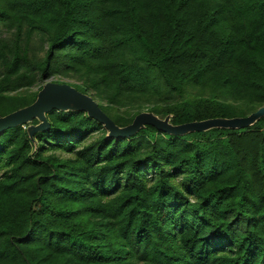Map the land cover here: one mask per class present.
Instances as JSON below:
<instances>
[{
  "label": "trees",
  "instance_id": "trees-1",
  "mask_svg": "<svg viewBox=\"0 0 264 264\" xmlns=\"http://www.w3.org/2000/svg\"><path fill=\"white\" fill-rule=\"evenodd\" d=\"M50 78L118 127L246 117L264 0H0V117ZM46 117L0 133V264H264V118L110 139L83 112Z\"/></svg>",
  "mask_w": 264,
  "mask_h": 264
},
{
  "label": "water",
  "instance_id": "water-1",
  "mask_svg": "<svg viewBox=\"0 0 264 264\" xmlns=\"http://www.w3.org/2000/svg\"><path fill=\"white\" fill-rule=\"evenodd\" d=\"M53 110L87 114L90 119L103 126L110 139L129 138L145 126H151L175 137L213 129L243 130L254 126L257 121L264 118V106L246 117L216 118L181 125H173L170 115L161 119L153 113L142 112L135 116L130 125L118 127L98 108L97 103L90 95L79 92L67 84L47 82L43 84L36 100L31 105L0 117V133L28 125L27 133L33 139L36 133L44 132L49 128L46 115ZM33 120L37 121L36 125L32 124Z\"/></svg>",
  "mask_w": 264,
  "mask_h": 264
},
{
  "label": "rangeland",
  "instance_id": "rangeland-1",
  "mask_svg": "<svg viewBox=\"0 0 264 264\" xmlns=\"http://www.w3.org/2000/svg\"><path fill=\"white\" fill-rule=\"evenodd\" d=\"M57 80H58L57 78H50V79L47 80L45 83H47V82H54V83H56ZM61 81H62V82L74 83V81H69V80H61ZM45 83H44V84H45ZM40 87H41V86L38 85V86L32 88L31 91H32V92H36ZM103 129H104V128H103Z\"/></svg>",
  "mask_w": 264,
  "mask_h": 264
}]
</instances>
